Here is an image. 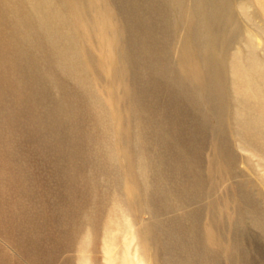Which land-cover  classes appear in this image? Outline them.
<instances>
[{"label": "rangeland", "instance_id": "374dc122", "mask_svg": "<svg viewBox=\"0 0 264 264\" xmlns=\"http://www.w3.org/2000/svg\"><path fill=\"white\" fill-rule=\"evenodd\" d=\"M83 1L85 8L81 14L86 21L94 23L95 17L107 7L115 12L120 41L118 59L121 63L124 61V65L127 49L132 62L125 80L128 86L134 87V98L120 104L131 134L122 141L108 124L105 116L110 108L106 91L108 78L100 68L96 42L91 40L85 44L81 32L75 30V21L67 11L72 8L71 0L52 1L54 14L61 12L62 17L55 23L58 33L54 35L52 29L42 28L34 30L36 38H28L20 27L22 24L13 22L9 13L0 12V264H31L26 252L39 255L40 264H47L51 259L54 264H106L109 259L114 264H123L125 257L134 256L135 245L142 240L133 233L149 220L141 208L143 189L139 184L136 186V202L126 200L130 173L121 163L109 162L106 155L112 145L127 142L133 151L147 147L145 153L152 155L153 160L165 136L170 144L164 152L171 163L165 165L174 169L164 182V188L170 195L173 188H180L189 196L191 192H185L183 186H191L201 178L202 189L207 192L199 200V195L194 200L197 194L191 193L194 199L186 206L171 201L175 209L171 204L160 208L159 220L181 218L196 206L201 208L197 213L203 226H208L210 217L216 215L222 235L229 236L230 217L212 214L209 204L212 195L208 189L211 181L208 167L216 159L214 138L219 131L210 106L200 95L201 90L197 92V84L187 80L181 72L180 54L186 40L184 26L176 21L172 12L164 15L163 0H101L97 8L88 5L89 0ZM61 3L65 9H61ZM66 18H71V24ZM257 20L264 23V19ZM70 37L78 42L75 59L83 65L86 75L76 68L67 76L65 62L57 57V50L61 51V45ZM43 42L46 49L41 51ZM55 44L60 48L54 53ZM236 44L230 50L228 63L236 48L242 47ZM121 94L118 95L121 97ZM135 99L136 107L134 104L131 107ZM141 124L146 130V140L140 136ZM233 149L239 158L250 156L236 145ZM257 161L253 159L254 163ZM188 164L190 167H186ZM136 166L132 167V175L137 174ZM238 171L251 177L244 181H257L240 162ZM152 176L151 181L159 184V177ZM258 190L262 195L256 194L250 183L245 186V191L255 200H264V187ZM67 224L75 229H69L75 232L71 242L64 239ZM170 225H175L176 237L180 233L191 235L184 224L174 221ZM150 226L146 230L153 255L158 245L153 239L155 230L152 228L154 234L151 233ZM243 226L245 233L241 239L248 255L247 263L264 264L263 236L248 220ZM15 241L22 243V247H17ZM110 249L111 254L107 255ZM187 251L193 253V250ZM184 252L177 250L176 254L182 257ZM219 253L220 264H229L226 253ZM138 257L142 261L140 252ZM63 258L70 261L62 262ZM128 259L130 264L138 260ZM180 262L183 264V260ZM145 264H154V258L149 256Z\"/></svg>", "mask_w": 264, "mask_h": 264}, {"label": "bare ground", "instance_id": "6f19581e", "mask_svg": "<svg viewBox=\"0 0 264 264\" xmlns=\"http://www.w3.org/2000/svg\"><path fill=\"white\" fill-rule=\"evenodd\" d=\"M52 1L0 0V12L6 15L9 13L8 16L11 17L13 22L22 24L20 27L28 34V38H36L34 30L39 31L42 28L52 29L55 31L53 32L54 35L56 32L58 33L55 23L60 21L62 17L61 12H55L54 14V2ZM71 1L73 3L72 8H68L67 11H69L68 13L75 21V30L77 29L81 32L85 44L91 40L96 42L100 68L108 78L106 91L110 98V110L108 109V112L105 111L108 124L113 127V130L115 129L122 141L126 140L131 134V128L128 125V120H125L120 104L122 101H131L134 98V87L128 86L126 83L128 80H125L127 78L126 74L131 70L130 64L132 62L127 49L125 51L128 56H126L124 65V61L121 63L118 59L120 41L119 29L117 23L114 22L115 12L109 7L104 11L100 10L101 12L96 17L94 16L96 18L95 22L92 23L82 17V9L84 10L85 8V5H83L84 1ZM99 4H102L101 0L88 1V5L94 8H97ZM162 6V12L165 16H167V12H172V16L176 18V21L184 26L186 40L183 45V51H181L182 55L180 54L181 72L187 80L189 79L197 84V92L201 90L200 95L207 102V105L210 106L212 116L217 123V132L219 131V134L216 139L214 138L216 159L212 160L208 167L211 178L208 189L212 195V200L209 204L213 210L212 214L217 213L221 217L226 215L228 218L230 217V233L227 232L229 236L222 235L223 230L220 231L222 228L217 222L216 215L210 217L208 226H203L197 213L198 210L201 211V208L198 209L196 206H194L196 208L194 211L189 210V212L183 213L184 215L181 218L177 216L178 218L174 217L160 221L158 218L160 208L169 207L168 205L173 200L177 202V205L186 206L189 201L194 199L192 197L193 192L197 194L194 200H197L198 195L199 200L203 193L206 194L207 189L205 190L206 192L202 189L204 188V183L201 178L197 181L195 178L196 183L193 181L192 183L194 184L191 186H183L185 192L192 193L189 196L183 190L181 191L180 188L177 190L171 187L173 188L172 195L164 188V182H167V177H170V171L174 169L173 166L165 165L171 164L170 161H167L168 156L164 152V148L169 147L170 144L168 137L166 138L165 136V139L161 138L159 145H162V147L156 150L153 160L152 155L145 153V151L147 152V147L141 149L142 151H133L127 142L126 144L121 142L112 145L106 158L109 162L121 163L124 166L123 168L127 170L126 172L130 173V181L127 183L126 190L128 198L126 200L136 202L138 192L136 186L139 184V187L143 189L144 205L141 208L142 212L149 217V220L142 223L140 228L133 233V236L135 238L140 237L142 242L135 245L136 253L134 256L129 257L138 259L136 263L132 264H145L149 256L154 258V264H181L180 260H183V264H220V251L226 253L229 264H248V255L244 251L241 239L245 233V227L243 226L245 220H248L254 228L258 229L264 238V200H255L253 196L245 191V186L248 183H250L252 190L256 194L257 192L259 193L258 187H264V23L257 22V19H264V0H163ZM61 7V9H65L63 3H61ZM66 19L67 23L71 24V18ZM70 38L66 40L65 44L61 45V51L57 50L60 47L55 44L54 53L57 50V57L65 62V73L67 76H71L76 68L83 70L84 73L82 75H84L85 69L83 65L78 64L75 59L78 42ZM43 43L44 45L41 44L40 47L41 51L46 49L44 48L45 42ZM236 43L238 45L241 44L242 47L236 48L231 57V62L228 63L230 50ZM119 93H122L121 97L118 95ZM134 101L131 102V107H133V104L136 107V99ZM125 113H129V111ZM140 126L142 128V124ZM142 129L140 136L142 140H146V130L145 128ZM234 145L240 150L250 153V156L239 158L237 152H235L236 150L233 149ZM254 158L258 159L256 163L253 162ZM155 159H157L155 161L157 163L154 165ZM239 162L240 165L242 163V165L244 164L247 167L249 175L253 174L257 177V181H244V179H251V177L246 174H244L245 176L242 175V172L239 174ZM134 164L137 165L135 169L137 170V178L136 175H132L133 171H131ZM186 167H190L189 164ZM153 174L159 177V184L151 181ZM195 177H197V174ZM228 182L234 185L236 189L230 188ZM219 194L221 195L220 197ZM240 202H242L243 208L240 207ZM191 205L190 207H193ZM134 207L137 209L136 204ZM170 207L173 208L172 204ZM174 221L186 225L187 231L191 235L187 237V235H182L180 233L182 231H180V234H178L180 237H176L175 225L170 227L172 225H170V222L174 224ZM149 223L152 225L150 226ZM149 226L151 233H153L152 228L155 230L153 239L157 240L158 245V250L153 255L150 253L147 239L146 229ZM218 227L219 230H217ZM69 229L75 230L67 224L64 239H69L71 242L75 232H70ZM15 244L17 247H22V243L19 244V241H15ZM131 246L132 243L128 248L130 249ZM188 249L190 251L193 250V253L189 254ZM177 250L185 251V256L182 255L180 257L176 254ZM68 252L70 250L67 247ZM110 252L111 249L106 252L107 255L111 254ZM139 252L141 256L143 255L142 261H139ZM26 256L31 264H40L38 261L39 255L26 252ZM128 258H124L123 264H130ZM52 260L47 264H54ZM67 260L63 258L62 262H67ZM106 264L114 263L109 259Z\"/></svg>", "mask_w": 264, "mask_h": 264}]
</instances>
